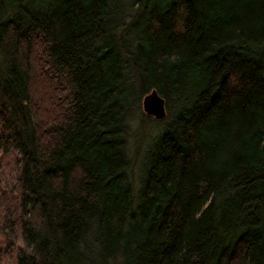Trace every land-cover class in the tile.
I'll return each mask as SVG.
<instances>
[{"label":"trees","instance_id":"1","mask_svg":"<svg viewBox=\"0 0 264 264\" xmlns=\"http://www.w3.org/2000/svg\"><path fill=\"white\" fill-rule=\"evenodd\" d=\"M11 149L13 264H264V0H0Z\"/></svg>","mask_w":264,"mask_h":264},{"label":"rangeland","instance_id":"2","mask_svg":"<svg viewBox=\"0 0 264 264\" xmlns=\"http://www.w3.org/2000/svg\"><path fill=\"white\" fill-rule=\"evenodd\" d=\"M135 107L138 111H143L141 101L140 103L137 102ZM134 112L135 111H131V115L127 118L128 128L126 135V151L134 156L133 171L135 172V175L138 176L140 172L139 166L142 165V152L147 146V142L151 139L152 135L156 133L160 120L152 117V119H146V121L142 122L139 116H135ZM136 146L139 147L137 152L135 151ZM16 155L17 153L14 149H11L9 154L0 152V192L4 190V196L9 197V200L12 201L14 200V194L18 192L17 175L19 166L17 160L15 159ZM1 235L2 230H0V264H13L15 248H13V251H6L3 247V238ZM16 242L18 244L20 239L16 240Z\"/></svg>","mask_w":264,"mask_h":264},{"label":"water","instance_id":"3","mask_svg":"<svg viewBox=\"0 0 264 264\" xmlns=\"http://www.w3.org/2000/svg\"><path fill=\"white\" fill-rule=\"evenodd\" d=\"M141 106L145 114L156 119H160L165 115L164 98L156 91L155 88L150 89L142 96Z\"/></svg>","mask_w":264,"mask_h":264}]
</instances>
